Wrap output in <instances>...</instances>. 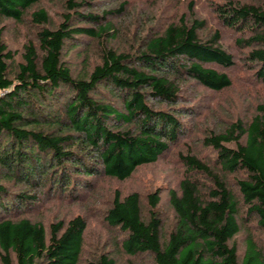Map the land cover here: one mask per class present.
Listing matches in <instances>:
<instances>
[{
    "label": "trees",
    "instance_id": "16d2710c",
    "mask_svg": "<svg viewBox=\"0 0 264 264\" xmlns=\"http://www.w3.org/2000/svg\"><path fill=\"white\" fill-rule=\"evenodd\" d=\"M131 4L0 0V264H82L88 217L34 212L58 198L84 202L98 180L126 182L168 154L182 166L179 187L167 201L161 187L115 188L102 213L116 250L84 264H117L118 254L153 264H264V102L251 112L197 96L232 88L236 56L196 0L168 20ZM210 6L249 49L252 81L264 84V0ZM10 24L24 36L19 47ZM77 48L85 52L74 66L68 55ZM253 221L260 240L247 231L240 249L235 238Z\"/></svg>",
    "mask_w": 264,
    "mask_h": 264
},
{
    "label": "rangeland",
    "instance_id": "374dc122",
    "mask_svg": "<svg viewBox=\"0 0 264 264\" xmlns=\"http://www.w3.org/2000/svg\"><path fill=\"white\" fill-rule=\"evenodd\" d=\"M224 0H196V12L199 15L207 18L209 26L219 27L223 31L222 44L224 48L232 52L236 56V65L229 70L231 76L234 79L232 88L223 92H212L198 89L196 91L197 96H203L202 101L204 104L209 106H220V107H231L232 109L241 106L244 109H249L254 112L257 103L264 102V84L254 83L250 77V73L247 70L246 63L243 56L246 55L249 49H241L235 43L237 35L231 30L224 28L217 18V16L211 11L210 4ZM249 1L252 0H243ZM54 2V0H53ZM190 0L175 3V0H161L156 4L151 0H132L130 6L131 12L139 10V15L147 13V11H153V13H160L163 15L165 20L168 17H173L180 14L184 10ZM54 4V3H52ZM51 14L56 15L54 6H51ZM152 13V12H151ZM14 24H10L7 30L11 45L15 47L21 46V40L23 35L19 34L18 31L13 30ZM12 29V30H11ZM128 43V41H127ZM126 43V44H127ZM123 46H125L123 44ZM68 55L72 65L80 64L79 54H84L85 50L77 48L70 50ZM93 55L95 49L92 48L91 52ZM92 55L91 58L94 56ZM83 56V55H82ZM203 89V88H202ZM245 90V93H243ZM208 112V111H207ZM218 112V111H217ZM244 113V112H243ZM201 124L198 123L197 130H193L192 135L199 137L202 136L203 130ZM200 150L202 157H205L208 161L213 160L212 153L209 149L202 148L200 144L194 145ZM176 154H168L161 158L157 163L141 166L126 182H119L115 179L105 177L96 182V189L94 194H89L88 198L84 202L72 203L67 200L54 199L47 203L45 210H36L34 212V218L52 220L55 216L71 217L78 213L85 214L88 217V228L85 233V247L82 254V264L85 263L94 252L100 251L104 248L110 250H116L113 244L116 242V232L111 229L103 219L102 210L107 206L110 198V193L115 188H120L123 194L130 191H139L141 194H146L148 191H152L157 187L164 188L165 201L168 198V191L170 188H178L181 178L183 177V169L181 164L177 161ZM165 208V206H163ZM168 220H172V214L170 213ZM247 231L252 232L256 238H260L261 232L256 226V222H252L248 225L240 235L235 238V242L239 245L240 249H243ZM260 240V239H259ZM113 253H115L113 251ZM115 255H117L115 253ZM125 257V255H117V264H153L149 257Z\"/></svg>",
    "mask_w": 264,
    "mask_h": 264
}]
</instances>
